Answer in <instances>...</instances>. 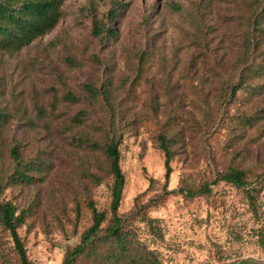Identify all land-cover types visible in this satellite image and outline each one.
<instances>
[{
  "label": "rangeland",
  "instance_id": "374dc122",
  "mask_svg": "<svg viewBox=\"0 0 264 264\" xmlns=\"http://www.w3.org/2000/svg\"><path fill=\"white\" fill-rule=\"evenodd\" d=\"M260 8L256 0H64L52 30L18 51L0 49V204L24 212L18 232L34 264H62L92 222L89 201L109 216L110 128L121 135L118 212L156 264H264V34L252 31L255 17L264 28ZM94 17L115 36H93ZM159 135L170 139L167 182ZM17 169L32 179L15 181ZM232 169L245 171L246 190L212 183ZM204 184L210 194H185ZM108 253L110 243H97L78 262L122 264ZM9 262L12 241L0 225V264Z\"/></svg>",
  "mask_w": 264,
  "mask_h": 264
},
{
  "label": "trees",
  "instance_id": "16d2710c",
  "mask_svg": "<svg viewBox=\"0 0 264 264\" xmlns=\"http://www.w3.org/2000/svg\"><path fill=\"white\" fill-rule=\"evenodd\" d=\"M64 0H0V49L18 51L29 45L34 39L42 36L52 30L59 21L62 10L61 5ZM260 8V16H264V0H256ZM116 7L108 12V18L112 19L117 13ZM252 31L264 34L260 20L255 17L253 20ZM251 34V33H250ZM92 35L95 37H114L115 29L103 21L93 19ZM248 35V34H247ZM249 42V41H248ZM242 77V72L240 74ZM242 87V79L238 83ZM85 89L90 93H99L100 90L92 86H86ZM232 89V95L235 93ZM69 101L77 100V96L68 92L64 96ZM3 114L0 111V118ZM248 120V119H247ZM251 123L250 121H248ZM159 147L164 153L165 181L167 182L171 173L172 151L170 148V139L163 135L158 136ZM121 135L116 130L110 128L107 133V143L105 144V156L108 161L109 173L111 176L109 203V216L104 210H99L93 201L88 202L91 210L92 222L80 236L79 243L66 250L62 264H81L78 258L83 254L95 252L97 243H110V253L107 254L108 260H113L122 264H156V258L152 251H143L136 246L133 231L126 219L118 212L122 191L125 184V177L120 167ZM12 156L19 164V153L16 147L12 148ZM13 176L15 181L27 182L30 176L23 170H15ZM260 178L264 179V173ZM32 179V178H31ZM219 180H224L231 185L246 190L248 186L246 173L242 169H232L228 172L218 174L217 178L212 181L215 184ZM252 188L248 191L249 203L254 207L255 201ZM248 190V188H247ZM209 184L202 185L197 190H185L187 196L196 194H210ZM159 198H162L161 196ZM255 211V210H254ZM24 212L16 214L15 206L10 202L0 204V225L6 230L12 241V249L15 256L14 264H34L27 256V250L24 240L19 235L18 229L24 222ZM152 218H147L146 222L153 234H157L158 228L153 223ZM12 264V262H9ZM238 264H259L251 258L241 259Z\"/></svg>",
  "mask_w": 264,
  "mask_h": 264
}]
</instances>
